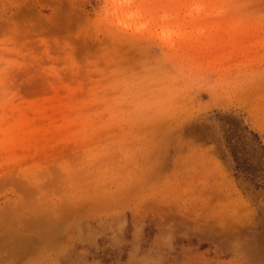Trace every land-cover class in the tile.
<instances>
[{
    "label": "rangeland",
    "instance_id": "374dc122",
    "mask_svg": "<svg viewBox=\"0 0 264 264\" xmlns=\"http://www.w3.org/2000/svg\"><path fill=\"white\" fill-rule=\"evenodd\" d=\"M0 264H264V0H0Z\"/></svg>",
    "mask_w": 264,
    "mask_h": 264
},
{
    "label": "bare ground",
    "instance_id": "6f19581e",
    "mask_svg": "<svg viewBox=\"0 0 264 264\" xmlns=\"http://www.w3.org/2000/svg\"><path fill=\"white\" fill-rule=\"evenodd\" d=\"M2 240V239H1ZM4 241V240H3ZM2 242V241H1Z\"/></svg>",
    "mask_w": 264,
    "mask_h": 264
}]
</instances>
